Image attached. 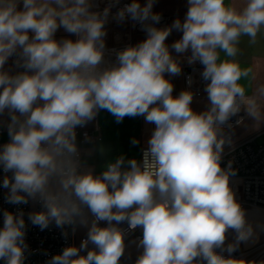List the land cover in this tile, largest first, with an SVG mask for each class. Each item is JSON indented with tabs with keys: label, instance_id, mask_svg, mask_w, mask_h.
<instances>
[{
	"label": "clouds",
	"instance_id": "1",
	"mask_svg": "<svg viewBox=\"0 0 264 264\" xmlns=\"http://www.w3.org/2000/svg\"><path fill=\"white\" fill-rule=\"evenodd\" d=\"M155 2L118 7L120 0H110L95 10L94 0H0L5 200L38 202L41 210L28 219L41 229L51 223L87 228L79 247H65L50 264H120L126 245L119 225L125 222L129 230L142 228L135 264H264L232 256L258 234L230 186L231 165L221 167L230 119L242 108L253 118L264 112V84L248 95L241 80L249 70L235 59L240 38L254 42L264 28V0H247L240 10L226 0H188L184 19L163 29L155 26L161 20ZM110 17L130 19L147 34L116 52L114 62L106 59ZM61 28L75 39L57 40ZM173 30L182 35L169 46ZM173 52L203 66L206 110H193L189 90L173 95L166 74L182 72ZM13 57L22 69L15 73L5 68ZM102 110L117 122L143 116L155 128L142 160L129 159L125 167L121 156L97 175L81 159L77 129ZM2 215L0 261L24 264L23 211ZM229 231L234 238L226 243Z\"/></svg>",
	"mask_w": 264,
	"mask_h": 264
},
{
	"label": "built area",
	"instance_id": "2",
	"mask_svg": "<svg viewBox=\"0 0 264 264\" xmlns=\"http://www.w3.org/2000/svg\"><path fill=\"white\" fill-rule=\"evenodd\" d=\"M130 3V0L126 2ZM124 4L118 5L122 7ZM117 11V8H115ZM126 22L132 25L134 31L139 33H146L141 29L138 23H134L130 19H126ZM170 16H161V20L155 26L157 28H165L170 25ZM131 46L129 43L121 44L109 49H106V59L109 62L115 61V50L124 49ZM11 72L15 73L22 69H18L14 65V57L9 59ZM182 74H183V91L189 90L193 93L196 99H206L207 93L204 91L206 87V81L201 77L203 66L199 63L189 65L187 63L186 56L182 58ZM191 80V84H189ZM246 118V115L241 111L229 121V125H226L223 129V136L225 138V144L223 146L221 167L228 168L231 165V170L234 175H230V186L232 187L235 196L241 206L247 210L249 208L259 209L264 211V144L258 145L257 138L264 134V130L257 135L251 136L245 140L235 141L232 131L242 123ZM239 121V122H238ZM98 125L91 127L89 125L84 128L77 129V141L81 150V159L83 158L82 147L88 144L97 143L102 140V136L98 134ZM5 129H0V145L3 144V136ZM84 133L88 134L89 140H85ZM148 145H144L141 150V160L143 152ZM5 174L0 170V183H2L3 176ZM9 175H11L9 173ZM7 190L0 187V227L3 226V211L5 209L16 213L23 211V218L26 223L25 229V243L27 249L25 251L24 264H50L53 256L62 253L65 247L75 246L79 247L82 240L86 238L87 228L80 225L65 226L64 228L57 227L54 223L49 224L47 228L41 229L38 225H33L28 219L29 213L40 211L41 205L38 202L30 200L26 205H11L5 200ZM102 226H106L105 222H102ZM119 227L125 230V245L129 248L131 245L139 247V240L142 238V228L138 227L135 230H129L127 223H122ZM89 245V249H91ZM125 248V249H126ZM217 251H220L219 249ZM86 252H81V255ZM225 256L227 252L223 253ZM232 256L237 259H245L246 261H264V240L257 243L254 247L232 253ZM0 264H3L0 261Z\"/></svg>",
	"mask_w": 264,
	"mask_h": 264
},
{
	"label": "crops",
	"instance_id": "3",
	"mask_svg": "<svg viewBox=\"0 0 264 264\" xmlns=\"http://www.w3.org/2000/svg\"><path fill=\"white\" fill-rule=\"evenodd\" d=\"M246 2L247 0H227V4L237 10L242 9L246 5ZM140 3H146V0H140ZM178 9L179 11L188 9V0H156L153 12L173 15ZM65 34L67 33L61 28L57 31L55 38H60ZM237 48L236 61L242 69H248L251 72L252 80H256L258 72L264 71V28L257 34L254 42L249 37L242 36L237 44ZM221 58L223 59L224 57L222 56ZM181 75V87L183 88L182 72ZM96 124L99 128L98 134L102 136V140L83 146L82 159L85 162L86 168H91L95 174L99 175L109 163L115 162L121 156L125 159V167L129 159L135 158L141 160V150L144 145H147V141L149 140L146 130L148 123L143 116L125 117L122 121L117 122L114 116L102 110L95 120L88 125L95 127ZM3 139V143L8 141L7 131H5ZM133 139L138 141V143L133 145Z\"/></svg>",
	"mask_w": 264,
	"mask_h": 264
},
{
	"label": "rangeland",
	"instance_id": "4",
	"mask_svg": "<svg viewBox=\"0 0 264 264\" xmlns=\"http://www.w3.org/2000/svg\"><path fill=\"white\" fill-rule=\"evenodd\" d=\"M96 5H98V8L95 10H102L105 6V1H94ZM227 3V0H226ZM116 12V9H112V13L114 14ZM187 12V9L185 11H179V9L174 12L173 15L169 14H160L161 16H170L171 17V22L170 25L173 23V21L177 18L183 20L185 17V14ZM169 25V26H170ZM106 31L107 35L105 37L106 41V49L119 46L121 44L129 43L131 46H134L135 44H138L142 42L144 39H146V33H139L137 31H134L132 28V25L126 21L123 23H118L111 17L109 18V21L106 24ZM182 33L178 32L176 30H173L171 32V35L167 38L166 44L171 46L172 43H174L176 40L180 39ZM63 38H71L75 39L74 35H69L68 33L65 34L64 36L60 38H56L57 40L63 39ZM175 58H177L180 63L183 58V56H178L175 52L172 53ZM223 55H221L222 57ZM6 69L11 70L9 61L5 65ZM166 78L170 79V81L174 85V91L173 95H178L180 92L183 91V88L181 87V78L182 75L179 74L178 76H168L166 74ZM242 85L246 88L247 94L252 95L256 92V89L258 85L264 84V71H259L258 76L256 80H252L251 78V72H249L248 76L246 78H242L241 80ZM254 83V84H253ZM253 84V85H252ZM252 86V88H251ZM191 107L193 108L194 111L200 112L204 111L208 107V101L206 99H193ZM242 113L246 115V118L240 123L239 126H237L233 131V137L235 141H241L245 140L251 136L257 135L260 132L264 130V112L261 113L259 118H253L247 114V112L242 108ZM155 128L154 124L148 123L147 127V136L150 139L153 130ZM4 141V139H3ZM257 143L258 145L264 144V134L260 135L257 138ZM83 148V147H82ZM82 161H84L82 159ZM235 196H238L237 193H235ZM246 215L248 220L253 223L255 230L257 232L258 230V239L255 240V242H249V243H242L239 246V249L236 252L243 251L249 248L254 247L257 243L261 242L264 240V224L258 225L259 224V219H260V214L253 208H249L246 210ZM234 238V233L232 231H229L228 233V239L226 243H231ZM141 248H138L136 246H130L129 248L125 249L124 255L121 257L120 264H135V261L137 257L142 253V250L140 251Z\"/></svg>",
	"mask_w": 264,
	"mask_h": 264
},
{
	"label": "bare ground",
	"instance_id": "5",
	"mask_svg": "<svg viewBox=\"0 0 264 264\" xmlns=\"http://www.w3.org/2000/svg\"><path fill=\"white\" fill-rule=\"evenodd\" d=\"M103 1H105V4L107 5L109 2H110V0H103ZM128 0H120V3H119V5H121V4H126V2H127ZM120 50H122V49H117V50H115V53L116 52H118V51H120ZM259 214H260V219H259V224L258 225H262V224H264V211H262V210H259V209H255ZM253 220H251V222H252ZM257 233H258V230H257Z\"/></svg>",
	"mask_w": 264,
	"mask_h": 264
}]
</instances>
